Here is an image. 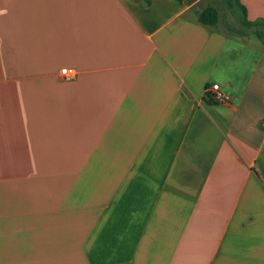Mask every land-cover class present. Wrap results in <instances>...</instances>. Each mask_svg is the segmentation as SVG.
I'll use <instances>...</instances> for the list:
<instances>
[{
	"label": "crops",
	"instance_id": "0c3cea01",
	"mask_svg": "<svg viewBox=\"0 0 264 264\" xmlns=\"http://www.w3.org/2000/svg\"><path fill=\"white\" fill-rule=\"evenodd\" d=\"M262 27L235 0H0V264H264Z\"/></svg>",
	"mask_w": 264,
	"mask_h": 264
},
{
	"label": "trees",
	"instance_id": "16d2710c",
	"mask_svg": "<svg viewBox=\"0 0 264 264\" xmlns=\"http://www.w3.org/2000/svg\"><path fill=\"white\" fill-rule=\"evenodd\" d=\"M235 1L238 4V6L242 9V11H243V21L247 25H249V26H255V25H259V24L264 25V20H262V19L257 20V21H250L247 18V12H246L245 7L240 3L239 0H235ZM198 18H199V21L201 23H203V24L215 25L218 22V19H219V11L215 7H208L206 9L202 10L201 12H199ZM208 101L214 102L211 98H209Z\"/></svg>",
	"mask_w": 264,
	"mask_h": 264
},
{
	"label": "built area",
	"instance_id": "2783aa9c",
	"mask_svg": "<svg viewBox=\"0 0 264 264\" xmlns=\"http://www.w3.org/2000/svg\"><path fill=\"white\" fill-rule=\"evenodd\" d=\"M61 74L65 80H72L76 77L77 70L73 67H64L61 68ZM207 91L211 93L212 98L216 102H224L229 100V96L221 90L219 84H212L208 86Z\"/></svg>",
	"mask_w": 264,
	"mask_h": 264
},
{
	"label": "rangeland",
	"instance_id": "374dc122",
	"mask_svg": "<svg viewBox=\"0 0 264 264\" xmlns=\"http://www.w3.org/2000/svg\"><path fill=\"white\" fill-rule=\"evenodd\" d=\"M220 5H221V8H223V10H224V8L226 7V5L224 4V1ZM228 11H229V9L226 7V11H225V15H224V16H226L225 18H228L231 23L237 22V19L235 18V16L233 14H230ZM262 34H263L262 39H264V32H262ZM249 37H251L252 42L258 41V37L253 32L252 33L247 32L246 35L244 36L245 39H248Z\"/></svg>",
	"mask_w": 264,
	"mask_h": 264
}]
</instances>
